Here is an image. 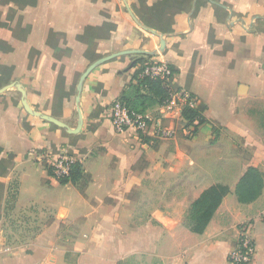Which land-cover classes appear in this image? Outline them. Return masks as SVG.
<instances>
[{"label":"crops","instance_id":"1","mask_svg":"<svg viewBox=\"0 0 264 264\" xmlns=\"http://www.w3.org/2000/svg\"><path fill=\"white\" fill-rule=\"evenodd\" d=\"M139 49L203 106L194 136L167 117L158 120L175 130L169 139L115 131L110 106L145 54L103 61L78 92L90 64ZM11 83L70 130L80 108L82 125L71 133L26 111L15 84L0 93V264H226L245 222L257 246L250 264H264V141L249 115L264 107V0H0V88ZM57 149L89 176L83 191L40 161ZM251 166L259 190L241 183ZM213 185L227 192L194 232L185 216Z\"/></svg>","mask_w":264,"mask_h":264},{"label":"built area","instance_id":"2","mask_svg":"<svg viewBox=\"0 0 264 264\" xmlns=\"http://www.w3.org/2000/svg\"><path fill=\"white\" fill-rule=\"evenodd\" d=\"M141 75L158 78L166 92V98L157 105V116L149 111L138 112L129 109L119 100H114L109 109V117L117 133H130L138 138L144 134L153 139H169L175 130L159 122V118H171L182 121L184 132L192 137L195 134V120L192 124L184 125L183 111L187 108L196 109L198 99L187 89L175 83V72L170 65L160 60H148L144 63ZM40 161L51 169L52 175L59 178L68 176L74 160L62 150L47 151ZM257 253V246L251 233V224L245 222L238 228V235L231 250L227 253L226 264H250Z\"/></svg>","mask_w":264,"mask_h":264},{"label":"trees","instance_id":"3","mask_svg":"<svg viewBox=\"0 0 264 264\" xmlns=\"http://www.w3.org/2000/svg\"><path fill=\"white\" fill-rule=\"evenodd\" d=\"M151 57V55H145L139 56L136 59L133 65V67H136L139 64L138 68H136L133 73V79H135L136 83L130 85L131 89L129 93H125L117 98V100L123 102L131 110L145 112L147 111V106L153 103L158 105L166 98V92L162 88L158 78H150L149 76L141 75L144 69V63L150 60ZM132 98H135L137 102L131 103ZM142 102L145 104L144 106H142ZM203 110L204 108L202 105H199L196 109H185L182 113L183 119L185 120L184 125L192 124L196 120V129L204 122L202 116ZM48 171L51 173L50 168ZM240 180L243 185L250 189L259 190L263 187L261 172L252 166L247 169ZM59 181L61 183L71 182L76 185L80 191H83L86 183L89 181V176L83 173L81 164L74 161L69 175L59 178ZM226 192L227 188L222 185H213L205 189L201 195L191 203L189 211L185 216L184 224L194 232H202Z\"/></svg>","mask_w":264,"mask_h":264},{"label":"water","instance_id":"4","mask_svg":"<svg viewBox=\"0 0 264 264\" xmlns=\"http://www.w3.org/2000/svg\"><path fill=\"white\" fill-rule=\"evenodd\" d=\"M134 18V17H133ZM134 20L144 29H147L145 26L141 25L135 18ZM154 34L158 35L160 37V40H161V46L159 48V50H163L164 48V45H165V39H164V35L156 32V31H153L151 30ZM125 52H138V53H142V54H145V55H149V54H153L154 52H150V51H147V50H132V51H120V52H117L115 54H111V55H108V56H105L103 58H100L98 60H96L95 62H93L92 64H90L87 69L83 72V74L80 76L79 78V81H78V84H77V90L78 92H80L81 90V87H82V84H83V81H84V78L87 76V74L95 67L97 66L98 64L102 63L103 61L109 59V58H112L113 56L117 55V54H122V53H125ZM16 85L18 90L20 91L21 95H22V98H21V102H22V105L24 107V109L36 116H40L41 118L45 119V120H48L58 126H61V127H65L67 128L68 132H71V133H76L79 131L81 125H82V114H81V110L80 108H78V125L75 129H72L70 130L65 123L61 122L60 120H57L51 116H48L46 114H41L40 112H37V111H32L27 103H26V100L24 98V90L19 86V84L17 83H11V84H8L7 86H3L2 88H0V93L2 91H4L6 88L10 87V86H13V85ZM79 100V96L77 97V101Z\"/></svg>","mask_w":264,"mask_h":264},{"label":"rangeland","instance_id":"5","mask_svg":"<svg viewBox=\"0 0 264 264\" xmlns=\"http://www.w3.org/2000/svg\"><path fill=\"white\" fill-rule=\"evenodd\" d=\"M249 115L255 121V124L257 125L258 131L260 133L259 136L261 137V140L264 141V107L253 108L252 112ZM249 148V146H244L243 140H238L235 147V153L239 152L243 158H247L250 154ZM148 207L149 204H147V208Z\"/></svg>","mask_w":264,"mask_h":264}]
</instances>
